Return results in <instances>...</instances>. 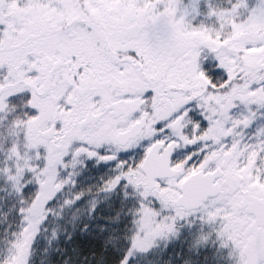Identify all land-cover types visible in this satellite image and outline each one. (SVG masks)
I'll return each instance as SVG.
<instances>
[{"label": "snow or ice", "instance_id": "6c2138e0", "mask_svg": "<svg viewBox=\"0 0 264 264\" xmlns=\"http://www.w3.org/2000/svg\"><path fill=\"white\" fill-rule=\"evenodd\" d=\"M0 264H264V0H0Z\"/></svg>", "mask_w": 264, "mask_h": 264}]
</instances>
